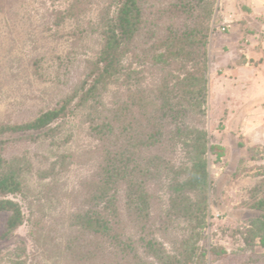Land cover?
I'll return each instance as SVG.
<instances>
[{"label":"trees","instance_id":"trees-1","mask_svg":"<svg viewBox=\"0 0 264 264\" xmlns=\"http://www.w3.org/2000/svg\"><path fill=\"white\" fill-rule=\"evenodd\" d=\"M95 2L36 0L23 7L20 21L30 24V30L18 44L21 39L6 25L13 46L0 71L16 83L25 80L26 61L34 53L33 78L46 83L54 71L53 80L59 83L61 70L89 50L86 37L92 33L84 24ZM102 2L96 27L100 38L94 37L98 48L87 57L81 82L35 119L0 125V214H8L2 239L12 242L25 225L31 228L30 249L23 241L7 264H208L200 233L208 211V154L216 155V162L225 156V148L212 144L200 127L207 116V52L217 0ZM39 21L44 23L43 35L36 32ZM70 22L76 23L78 34L62 31ZM73 36L66 60L57 53L59 45H48L70 43ZM82 111L102 146L79 154L83 158L72 163L77 157L70 159V151L64 153V144L57 142ZM49 140L54 146L44 158L49 167L38 172L52 183L37 197V211L28 203V215L15 199L28 201L31 161L26 154L10 156L9 150ZM179 147L190 163L168 177L171 157H166ZM76 163L87 172L81 182L88 192L76 198L70 211L49 218L42 204L66 195L61 185L67 184L60 180ZM164 191L169 199L165 208ZM252 193L251 207L262 214L240 233L247 250L254 252L264 249V183ZM180 223H188L191 230L172 239Z\"/></svg>","mask_w":264,"mask_h":264},{"label":"rangeland","instance_id":"rangeland-1","mask_svg":"<svg viewBox=\"0 0 264 264\" xmlns=\"http://www.w3.org/2000/svg\"><path fill=\"white\" fill-rule=\"evenodd\" d=\"M35 1L0 0V63L5 65L4 55L13 46L6 25L10 24L12 34L21 39L18 44H22L27 37V30H30V24L20 21L23 7ZM103 4L102 0H96L85 17V29H91L89 31L92 33L91 36L88 33L86 37L89 40V50L80 52L81 55L73 60V66L61 70L59 83L53 80L56 75L54 71L50 72V81L46 83L33 78L30 74L31 66L37 57L33 52L26 61L28 75L25 80L16 83L0 71V125L4 122L22 123L35 119L41 111L54 107L59 99L72 92L81 82L86 68L85 61L87 57H93L95 48H98L97 38L94 37L100 38L101 32L98 33L96 27L101 18ZM36 25L38 35H43L44 23L39 21ZM226 26H230L229 31L224 33L222 28ZM78 30L74 22L62 29L66 35L78 34ZM74 38L73 36L69 39L70 43L49 41L48 45H59L57 53L66 60L74 47L71 45ZM84 52L87 54L82 55ZM39 53L49 55L45 50H40ZM207 54V116L200 127L208 133L212 144L225 148V156L216 162L217 156L208 154L210 189L206 226L200 229L203 236L201 246L209 252L208 264H264V249L258 247L254 252L247 250L240 233L249 226L251 219L259 218L262 214L251 205L252 192L264 183V0H217ZM57 143L64 144V153L70 151V159L77 157L72 163L81 160L85 151L90 150L93 153L102 146L94 138L86 111L79 113L70 122ZM51 145L49 140L44 143L23 144L9 150L10 156L22 157L26 154L31 161V171L27 176L29 190H25L28 201L20 196L15 199L23 205L28 215V203L32 202L33 210L37 211L40 207L37 197L43 196L49 188L47 184L52 183L50 178L41 179L38 172L49 167V161L46 163L44 158L50 157L49 149H54ZM79 154L82 155L81 159ZM168 156L171 157L168 177L181 172L184 164L190 163L181 147L173 154L169 153L166 158ZM77 164H71L65 178L60 180V183L65 181L67 184L61 186H66L68 196L43 202V212L47 216L49 214V218L54 219L62 212L70 211L77 201L76 198H81L88 192L89 187L82 183L87 172ZM160 195L165 208L169 202L168 195L165 191ZM7 220V213L0 214V264H7L23 241L29 245V249L31 247L30 224L17 232L14 241L7 242L2 239ZM173 227L171 224V228ZM173 229L175 232L172 234L175 236L172 239H180L191 230L188 223H180ZM213 248L219 250L221 256L215 255Z\"/></svg>","mask_w":264,"mask_h":264},{"label":"built area","instance_id":"built-area-1","mask_svg":"<svg viewBox=\"0 0 264 264\" xmlns=\"http://www.w3.org/2000/svg\"><path fill=\"white\" fill-rule=\"evenodd\" d=\"M222 31H223V32H225V31H226V28H225V27H224V28H222Z\"/></svg>","mask_w":264,"mask_h":264}]
</instances>
